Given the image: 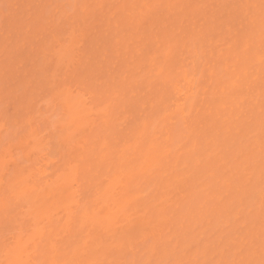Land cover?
<instances>
[{"label": "snow or ice", "instance_id": "snow-or-ice-1", "mask_svg": "<svg viewBox=\"0 0 264 264\" xmlns=\"http://www.w3.org/2000/svg\"><path fill=\"white\" fill-rule=\"evenodd\" d=\"M0 23V264H264V0H0Z\"/></svg>", "mask_w": 264, "mask_h": 264}, {"label": "bare ground", "instance_id": "bare-ground-1", "mask_svg": "<svg viewBox=\"0 0 264 264\" xmlns=\"http://www.w3.org/2000/svg\"><path fill=\"white\" fill-rule=\"evenodd\" d=\"M134 1L135 0H133V2ZM135 2H142V0H137ZM167 2H169V0L164 1V3H167ZM183 2L197 3V2H202V0H183ZM204 2H209V3L217 2V3H219V2H232V0H204ZM183 65H184L183 59L178 57L176 62L170 66V71H173L175 74L179 75L182 72ZM193 91H194V89H193ZM192 98L193 97H192L191 93L185 94L183 88H174V89H171L170 91H168V93H167L168 103L173 104V105H175V104L182 105L184 103L191 104ZM226 131H227V129L225 128L224 132H226ZM91 134H92V129H88L85 133L83 140H82L81 146H78L81 148V150H85V148L82 146L87 145L88 138ZM0 139H2V138L0 137ZM220 148L223 149L224 154H227L228 146H227V144H225L223 142V135H221V139H220ZM176 155H179V153H176ZM221 163H223V162L221 161ZM43 167H45V168L51 167V169L54 171L56 165L52 161H45L43 163ZM2 178H3V170L0 169V182H2ZM257 178H258V173H257ZM257 213H258V204H257ZM3 259H5V256L3 254L2 249H0V260H3Z\"/></svg>", "mask_w": 264, "mask_h": 264}, {"label": "rangeland", "instance_id": "rangeland-1", "mask_svg": "<svg viewBox=\"0 0 264 264\" xmlns=\"http://www.w3.org/2000/svg\"><path fill=\"white\" fill-rule=\"evenodd\" d=\"M133 2V0H100V2L104 3H125V2ZM137 1V0H135ZM134 1V2H135ZM164 3L165 0H154V2ZM161 1V2H160ZM3 2L13 3V4H27V3H36L40 2V0H3ZM52 2H61V3H76V2H96V0H52ZM3 25L0 23V32H2ZM2 56H0V109L3 107V80H2ZM2 138V137H1Z\"/></svg>", "mask_w": 264, "mask_h": 264}]
</instances>
